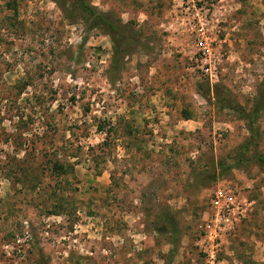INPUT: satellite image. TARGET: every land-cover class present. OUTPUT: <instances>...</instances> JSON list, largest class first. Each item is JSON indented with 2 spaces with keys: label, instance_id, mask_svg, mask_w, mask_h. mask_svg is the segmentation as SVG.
<instances>
[{
  "label": "rangeland",
  "instance_id": "obj_1",
  "mask_svg": "<svg viewBox=\"0 0 264 264\" xmlns=\"http://www.w3.org/2000/svg\"><path fill=\"white\" fill-rule=\"evenodd\" d=\"M82 1L116 32L0 0V264H205L217 187L245 210L220 264H264V111L256 146L236 113L264 92V0H202L211 82L177 0Z\"/></svg>",
  "mask_w": 264,
  "mask_h": 264
},
{
  "label": "built area",
  "instance_id": "obj_2",
  "mask_svg": "<svg viewBox=\"0 0 264 264\" xmlns=\"http://www.w3.org/2000/svg\"><path fill=\"white\" fill-rule=\"evenodd\" d=\"M175 17L190 33L196 49L199 70L211 82L217 78L216 38L208 19L210 9L202 0H177ZM245 210L238 197L228 188L217 187L211 196L209 212L204 214L198 252L205 264H220L219 255L226 237L241 222Z\"/></svg>",
  "mask_w": 264,
  "mask_h": 264
},
{
  "label": "trees",
  "instance_id": "obj_3",
  "mask_svg": "<svg viewBox=\"0 0 264 264\" xmlns=\"http://www.w3.org/2000/svg\"><path fill=\"white\" fill-rule=\"evenodd\" d=\"M75 4H76L77 8L84 15L93 17L96 20V22H98V23L101 22L103 25H105V27L110 32H112V33H115L116 32L115 26L111 22H108V20L106 19V17L104 18V16H101V14H99L98 12H96V10H94L93 8H91L88 4H85L82 0H75ZM113 59L115 60L116 57L113 56ZM210 93H211V91L209 92V89H208V96H210ZM221 104H222V102H219V99H217V105L218 106H221ZM223 108L234 111V108H232L230 106H226L225 105V106H223ZM263 111H264V92L263 91L258 94L255 108L249 114H246L242 109H237V111H236V113L241 117V119H243V121H245L246 126L248 128V132L250 133L251 138H252V141L254 143L256 141H258V139H260V134L257 131L255 121L257 120V118L260 116V114ZM256 145H257V143H255V146ZM257 161L262 166H264V157L263 156L258 155L257 156ZM58 170H61V168H58ZM201 235H202V233L199 235V239H200Z\"/></svg>",
  "mask_w": 264,
  "mask_h": 264
}]
</instances>
